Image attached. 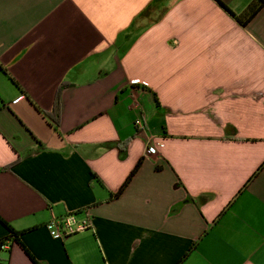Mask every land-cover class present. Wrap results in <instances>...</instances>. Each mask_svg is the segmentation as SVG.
I'll return each mask as SVG.
<instances>
[{"label":"crops","instance_id":"obj_1","mask_svg":"<svg viewBox=\"0 0 264 264\" xmlns=\"http://www.w3.org/2000/svg\"><path fill=\"white\" fill-rule=\"evenodd\" d=\"M219 1L234 15L218 0H0V218L36 263L17 243L0 259L264 264V4L238 21L252 0ZM70 213L92 228L47 227Z\"/></svg>","mask_w":264,"mask_h":264},{"label":"built area","instance_id":"obj_2","mask_svg":"<svg viewBox=\"0 0 264 264\" xmlns=\"http://www.w3.org/2000/svg\"><path fill=\"white\" fill-rule=\"evenodd\" d=\"M134 124L138 131L146 133L147 127L142 117L135 119ZM163 146V141H153L152 137H147V146L145 153L147 155H154L157 148ZM47 227L54 231L60 237H67L77 234L92 228V222L88 215L79 217L76 213H70L60 218H55L47 224ZM2 249H9L10 244H4Z\"/></svg>","mask_w":264,"mask_h":264},{"label":"trees","instance_id":"obj_3","mask_svg":"<svg viewBox=\"0 0 264 264\" xmlns=\"http://www.w3.org/2000/svg\"><path fill=\"white\" fill-rule=\"evenodd\" d=\"M219 4L222 7H225V9L231 14L234 15L226 6H224V4L222 2H220L218 0ZM264 4V0H252V2L249 4V6L246 8V10L241 14V15H237L235 16V18L238 21H241L242 17H246V18H250L252 17L258 10L259 8ZM58 100V98H57ZM59 103L58 101L56 102V106L54 108V112L52 113H46L45 115L47 117H50L52 119V121H54L56 124L59 122ZM139 163L137 164V166L135 167V169H137ZM6 168H10V166H6ZM134 170L131 171V174L129 175L128 179L131 177V175H133ZM123 187V186H122ZM121 187V188H122ZM120 188V189H121ZM120 191V190H119ZM118 191V192H119ZM0 223L7 229L8 231V235L5 237H1L0 238V251H7V249H2L1 247L4 244H10V247L13 243H17L20 244L22 246V248L27 252V254L30 256V258L36 263L34 257L30 254V252L27 250V248L24 246V244L22 243L21 240V236L23 234V231H19L16 230L15 228H13L8 222H6L5 220H3L2 218H0ZM6 260L0 259V264H7Z\"/></svg>","mask_w":264,"mask_h":264},{"label":"rangeland","instance_id":"obj_4","mask_svg":"<svg viewBox=\"0 0 264 264\" xmlns=\"http://www.w3.org/2000/svg\"><path fill=\"white\" fill-rule=\"evenodd\" d=\"M2 252V251H1Z\"/></svg>","mask_w":264,"mask_h":264}]
</instances>
